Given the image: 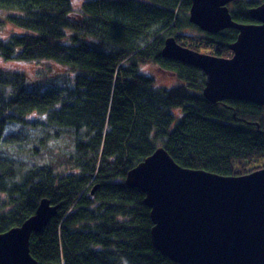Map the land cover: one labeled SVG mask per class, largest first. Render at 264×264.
I'll return each mask as SVG.
<instances>
[{
	"label": "trees",
	"instance_id": "trees-1",
	"mask_svg": "<svg viewBox=\"0 0 264 264\" xmlns=\"http://www.w3.org/2000/svg\"><path fill=\"white\" fill-rule=\"evenodd\" d=\"M80 1L0 0L12 13L0 25L18 30L0 33V58L46 65L0 69V234L48 199L59 209L31 238L39 264H176L154 248L146 196L126 177L159 148L221 177L264 168V106L213 104L203 71L162 55L174 37L228 59L238 32L192 26V0ZM262 4L239 3L234 22L252 24ZM147 65L179 84L164 89Z\"/></svg>",
	"mask_w": 264,
	"mask_h": 264
},
{
	"label": "water",
	"instance_id": "water-1",
	"mask_svg": "<svg viewBox=\"0 0 264 264\" xmlns=\"http://www.w3.org/2000/svg\"><path fill=\"white\" fill-rule=\"evenodd\" d=\"M236 1L192 0L189 14L192 26L203 32H238L231 58L194 52L174 37L165 41L162 55L203 71V96L211 103L264 106V4L249 10L254 23L241 24L229 9ZM126 184L145 194L152 243L165 258L176 264H264V168L221 177L184 168L159 148L128 173ZM58 209L44 199L34 216L0 234V264H39L31 255V238Z\"/></svg>",
	"mask_w": 264,
	"mask_h": 264
},
{
	"label": "rangeland",
	"instance_id": "rangeland-1",
	"mask_svg": "<svg viewBox=\"0 0 264 264\" xmlns=\"http://www.w3.org/2000/svg\"><path fill=\"white\" fill-rule=\"evenodd\" d=\"M245 1H253V0H245ZM257 1L260 2V0H257ZM81 2H82V0L80 1V3ZM11 14L12 13L1 10L0 11V21L4 22L7 19V17L10 16ZM5 23H9V22L6 21ZM3 26L4 25H0V33L5 35V36H10L11 34L14 33V31L15 32L18 31L15 27L11 26L10 24L6 25L5 27H3ZM45 66L46 65L43 63H23V62H17V61H6V60L0 58V69H3L4 71H10V72L25 71V72H27V75L28 74L32 75V73H36L38 71V69L44 68ZM52 67L56 71H59V69L56 66L53 65ZM141 69L146 70L149 74L153 75V77L155 76L157 78L156 80L159 81V85L161 87H164V89L165 88L171 89L172 87H176L179 84V81L177 79L175 80V78L172 76L160 75V73L157 71V68L153 65H147V66L141 67ZM172 111L176 115V118L178 120L180 110L174 109Z\"/></svg>",
	"mask_w": 264,
	"mask_h": 264
},
{
	"label": "flooded vegetation",
	"instance_id": "flooded-vegetation-1",
	"mask_svg": "<svg viewBox=\"0 0 264 264\" xmlns=\"http://www.w3.org/2000/svg\"><path fill=\"white\" fill-rule=\"evenodd\" d=\"M241 2L248 3L249 1H245V0H244V1H243V0H242V1H241V0H237L236 2H234V3H232V4L229 5V9H230V11H231V10H235V9L237 8L238 4L241 3ZM257 7H258V6H257ZM253 23H254V22H253Z\"/></svg>",
	"mask_w": 264,
	"mask_h": 264
}]
</instances>
